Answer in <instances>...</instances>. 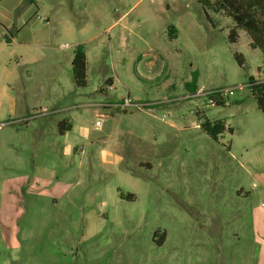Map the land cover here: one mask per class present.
Masks as SVG:
<instances>
[{
  "label": "rangeland",
  "instance_id": "obj_1",
  "mask_svg": "<svg viewBox=\"0 0 264 264\" xmlns=\"http://www.w3.org/2000/svg\"><path fill=\"white\" fill-rule=\"evenodd\" d=\"M233 26L198 0H0V264H264V53Z\"/></svg>",
  "mask_w": 264,
  "mask_h": 264
},
{
  "label": "trees",
  "instance_id": "obj_2",
  "mask_svg": "<svg viewBox=\"0 0 264 264\" xmlns=\"http://www.w3.org/2000/svg\"><path fill=\"white\" fill-rule=\"evenodd\" d=\"M204 9L213 10L216 13L224 12L234 21L231 27L229 38L236 41L239 37V30H244L251 38L252 48H260L264 53V0H198ZM208 15V14H207ZM240 65H244V60L240 54H236ZM72 70L74 80L77 85H87V55L84 45L79 44L74 52L72 60ZM247 87L255 97L257 104L264 111V80H259L254 76L248 78ZM217 104H225V99L217 92H213L210 97ZM63 130L68 131L72 128L70 124L63 121L61 123ZM204 130L213 138L223 133L226 129L225 122L217 120L207 121L203 124Z\"/></svg>",
  "mask_w": 264,
  "mask_h": 264
},
{
  "label": "built area",
  "instance_id": "obj_3",
  "mask_svg": "<svg viewBox=\"0 0 264 264\" xmlns=\"http://www.w3.org/2000/svg\"><path fill=\"white\" fill-rule=\"evenodd\" d=\"M214 92L219 93V95H220L221 97L225 98V96L228 95L229 89H225V90L220 89V90H218V91H214ZM128 100H129V99H127V100L125 101V103H123V105H130L131 103H130Z\"/></svg>",
  "mask_w": 264,
  "mask_h": 264
}]
</instances>
